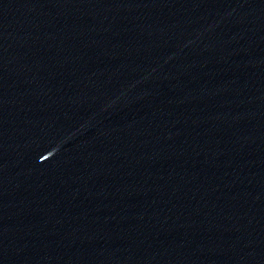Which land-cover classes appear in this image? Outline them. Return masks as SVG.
I'll return each mask as SVG.
<instances>
[{
  "label": "water",
  "instance_id": "95a60500",
  "mask_svg": "<svg viewBox=\"0 0 264 264\" xmlns=\"http://www.w3.org/2000/svg\"><path fill=\"white\" fill-rule=\"evenodd\" d=\"M0 264H264V0H0Z\"/></svg>",
  "mask_w": 264,
  "mask_h": 264
}]
</instances>
